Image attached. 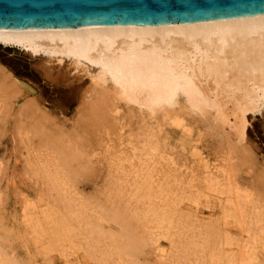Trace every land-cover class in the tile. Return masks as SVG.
Segmentation results:
<instances>
[{
	"label": "rangeland",
	"instance_id": "rangeland-1",
	"mask_svg": "<svg viewBox=\"0 0 264 264\" xmlns=\"http://www.w3.org/2000/svg\"><path fill=\"white\" fill-rule=\"evenodd\" d=\"M99 68L0 43V254L5 264H105L112 239L133 243L132 250L106 264H186L178 250L169 258L161 254L153 235L128 218L126 210L135 201L116 194L131 174L129 162L139 163L146 147L164 158L158 169L167 171L177 206L197 228L208 223L204 216L219 217L214 202H205L208 189L199 174L208 163H220L224 151L235 152L236 178L243 187L264 194V104L245 113L240 145L229 137L221 113L218 118L215 111L199 114L182 97L175 106L151 113L144 103L128 101L109 80L102 83ZM249 126L253 137L247 135ZM119 164L126 176L115 171ZM50 173L61 175L63 183H52ZM155 178L163 182L162 175ZM194 198L200 205L191 203ZM67 204L84 209L68 217L72 231L53 246L44 216L50 207L66 213ZM160 243L168 242L161 238Z\"/></svg>",
	"mask_w": 264,
	"mask_h": 264
},
{
	"label": "bare ground",
	"instance_id": "bare-ground-1",
	"mask_svg": "<svg viewBox=\"0 0 264 264\" xmlns=\"http://www.w3.org/2000/svg\"><path fill=\"white\" fill-rule=\"evenodd\" d=\"M0 43L20 46L33 54L43 52L99 65L98 78L102 83L109 80L128 101L144 103L151 113L175 106L179 97L199 114L215 111L217 118L223 115L229 137L240 145L244 139L245 113H255L264 104V13L170 25L0 29ZM230 105L232 113H229ZM146 151L139 163L129 162L131 174L125 187L116 194L135 201L126 210L128 218L138 224L136 228L141 225L143 231L153 235L161 254L169 258L173 249L178 250L186 264H264V194L254 186L243 187L237 180L235 152L224 151L220 163H208L200 172L208 189L203 194L205 202H214L219 217L211 220L215 213L201 217L209 221L197 228L177 206L180 201L171 189L167 171L158 169L164 158L155 148L146 147ZM123 168L119 164L115 171L126 176ZM52 174V183L62 182L61 175ZM159 174L163 182L155 178ZM192 177L198 178L196 174ZM114 181L117 185L122 182L118 176ZM191 203L200 202L194 198ZM66 206V213L54 207L45 212L53 246L60 245L57 243L60 237L69 236L72 231L68 217L84 209V206L75 209L72 205L74 210L69 204ZM150 227L153 231H149ZM99 229L97 226V232ZM161 238L168 243H160ZM175 239L180 243H173ZM112 240V245L104 250L105 264L109 259L119 262L132 250L133 243ZM0 264H5L1 254Z\"/></svg>",
	"mask_w": 264,
	"mask_h": 264
},
{
	"label": "water",
	"instance_id": "water-1",
	"mask_svg": "<svg viewBox=\"0 0 264 264\" xmlns=\"http://www.w3.org/2000/svg\"><path fill=\"white\" fill-rule=\"evenodd\" d=\"M264 13V0H0V29L170 25Z\"/></svg>",
	"mask_w": 264,
	"mask_h": 264
},
{
	"label": "trees",
	"instance_id": "trees-1",
	"mask_svg": "<svg viewBox=\"0 0 264 264\" xmlns=\"http://www.w3.org/2000/svg\"><path fill=\"white\" fill-rule=\"evenodd\" d=\"M23 66H24L26 69H29L28 64L24 63ZM13 71H14V70H13ZM14 72H15V71H14ZM15 74H16V72H15ZM257 118H258V117H257ZM257 126H258L257 122H253V127L256 128ZM247 135H249L250 137H253V135H252V129H251L250 126L247 128ZM258 136L260 137V135H258ZM260 138H262V137H260Z\"/></svg>",
	"mask_w": 264,
	"mask_h": 264
}]
</instances>
